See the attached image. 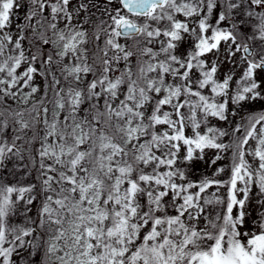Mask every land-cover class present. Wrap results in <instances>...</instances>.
I'll return each instance as SVG.
<instances>
[{"label":"snow or ice","instance_id":"obj_1","mask_svg":"<svg viewBox=\"0 0 264 264\" xmlns=\"http://www.w3.org/2000/svg\"><path fill=\"white\" fill-rule=\"evenodd\" d=\"M0 264H264V0H0Z\"/></svg>","mask_w":264,"mask_h":264},{"label":"rangeland","instance_id":"obj_2","mask_svg":"<svg viewBox=\"0 0 264 264\" xmlns=\"http://www.w3.org/2000/svg\"><path fill=\"white\" fill-rule=\"evenodd\" d=\"M17 19H19L21 23L23 22V10H21L19 15L17 16ZM37 66L39 67L40 65L38 64ZM18 71H22V69L18 70ZM36 82L41 85V89L43 90V86H44L43 78L37 76ZM252 107L259 109L260 103H256V104L252 105ZM213 153H214V150L208 151L207 162H205L204 160H198L194 163L193 167H194L195 174L197 176L201 172L206 173L207 175H211L212 172L214 171L215 167L219 166V164L223 163L226 165L228 163L226 160H222V161L217 162V165H212L211 164V158L213 156Z\"/></svg>","mask_w":264,"mask_h":264}]
</instances>
